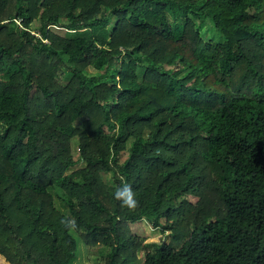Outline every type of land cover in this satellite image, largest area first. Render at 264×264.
<instances>
[{
	"label": "trees",
	"instance_id": "16d2710c",
	"mask_svg": "<svg viewBox=\"0 0 264 264\" xmlns=\"http://www.w3.org/2000/svg\"><path fill=\"white\" fill-rule=\"evenodd\" d=\"M77 239L106 264H264V0H0V264H71Z\"/></svg>",
	"mask_w": 264,
	"mask_h": 264
},
{
	"label": "rangeland",
	"instance_id": "374dc122",
	"mask_svg": "<svg viewBox=\"0 0 264 264\" xmlns=\"http://www.w3.org/2000/svg\"><path fill=\"white\" fill-rule=\"evenodd\" d=\"M51 30L59 35L68 38L77 37V36H86V37L91 36V32L89 31V29H70L61 25H54L51 27ZM201 30L205 37L210 35L206 23L201 25ZM86 72L87 74L94 75L98 73V70L95 69L93 66H90L87 68ZM129 145H130V141L127 143V146ZM71 149H72L73 157L77 160L79 154H78L76 137H73L71 139ZM126 156H127V151H125L122 154L121 160L126 158ZM84 165H85L84 161L78 160L77 163L74 166L70 167L67 171H72L78 167H83ZM104 179L107 183H112V174L111 173L104 174ZM50 191L54 197L55 205L57 209H59L64 214H68V211L63 201L61 200V192L53 187L50 188ZM133 231L134 233L142 237L145 243H148L150 245L153 244L156 245L161 242H165V243L172 242L169 231H163L159 227L151 226L150 224L147 223L145 219H143L141 223H139V225L135 224ZM173 246L177 247L178 243L173 241ZM107 251H108L107 247H104L102 245L88 244L82 239H77L76 256L71 264H106L105 260H106ZM142 256L143 253L139 252L138 257L139 259H141L140 262L142 261ZM134 264H139V263L137 262Z\"/></svg>",
	"mask_w": 264,
	"mask_h": 264
},
{
	"label": "clouds",
	"instance_id": "9594fccd",
	"mask_svg": "<svg viewBox=\"0 0 264 264\" xmlns=\"http://www.w3.org/2000/svg\"><path fill=\"white\" fill-rule=\"evenodd\" d=\"M115 198L120 200L122 205L127 206L128 208L136 207L137 201L134 198V194H133L131 187L127 184L117 187L115 191ZM62 223H65L66 226L74 225V222L71 220H68V221L62 220Z\"/></svg>",
	"mask_w": 264,
	"mask_h": 264
}]
</instances>
